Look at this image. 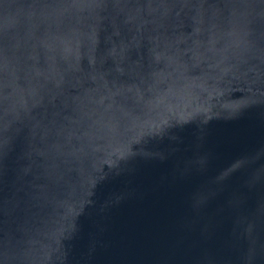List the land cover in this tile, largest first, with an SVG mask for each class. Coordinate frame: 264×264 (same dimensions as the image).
Segmentation results:
<instances>
[{
	"label": "water",
	"instance_id": "obj_1",
	"mask_svg": "<svg viewBox=\"0 0 264 264\" xmlns=\"http://www.w3.org/2000/svg\"><path fill=\"white\" fill-rule=\"evenodd\" d=\"M0 264H264V0H0Z\"/></svg>",
	"mask_w": 264,
	"mask_h": 264
}]
</instances>
